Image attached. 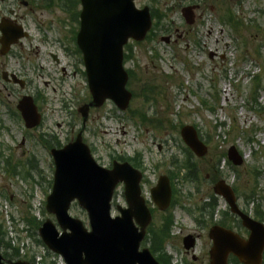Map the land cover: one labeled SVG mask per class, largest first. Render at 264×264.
<instances>
[{
	"label": "rangeland",
	"instance_id": "rangeland-1",
	"mask_svg": "<svg viewBox=\"0 0 264 264\" xmlns=\"http://www.w3.org/2000/svg\"><path fill=\"white\" fill-rule=\"evenodd\" d=\"M149 2L136 0L135 6L139 9ZM178 9L168 15L179 23ZM227 12L236 21L232 26L221 22ZM130 50L131 60L124 65L132 72L127 85L132 99L127 111L119 112L111 102H105L98 109H90L83 127L77 111L91 101L83 69L77 66L75 72L70 67L64 77L58 69L44 65L35 74L38 79L33 88L45 100L40 128L27 132L19 120L2 118L6 129L0 128V163L10 159L16 174L5 164L0 165V227L5 233L0 239L1 252L8 244L19 250L20 261L63 264L38 243L40 225L35 227L27 220H49L59 231L54 217L45 211L53 166L51 156L41 146L42 141L49 140L42 135L54 136L63 147L82 127L83 143L100 167L108 169L120 159L136 163L143 172L141 194L150 209V189L159 177L175 171L172 161H183L187 155L179 135L181 128L192 126L199 133L207 154L201 159L192 157L199 171L198 183L182 181L184 173L178 172L174 206L165 215L156 212L152 216V227L165 223V218L173 220L164 235L158 233L163 243L155 239L168 263L170 257L171 264H208L210 226L204 228L196 222L197 207L213 194L212 187L220 180L235 189L239 208L250 214L257 208L264 224V110L251 107L254 101L249 99L252 82L257 78L262 89L256 102L264 109V0L221 4L216 14L206 12L195 32L183 41L165 45L154 38L130 45ZM23 137L25 144L20 146ZM230 147L242 157L240 166L227 165ZM141 158V164L134 161ZM32 160L40 175L31 171L27 177ZM216 168L218 175L212 182ZM221 202L218 205L224 210ZM116 207L125 208L120 185L112 200V217L117 215ZM69 215L88 228L86 214L76 204ZM187 235L197 238L188 255L182 247ZM141 248H149V242H143Z\"/></svg>",
	"mask_w": 264,
	"mask_h": 264
},
{
	"label": "water",
	"instance_id": "water-1",
	"mask_svg": "<svg viewBox=\"0 0 264 264\" xmlns=\"http://www.w3.org/2000/svg\"><path fill=\"white\" fill-rule=\"evenodd\" d=\"M134 0H80V29L77 46L82 53L88 89L92 98L89 105L78 110L85 124L90 107L99 108L110 100L120 111L128 108L131 94L125 89L127 74L122 68V47L129 39L140 42L150 30L148 10H136ZM18 111L27 129L35 128L40 117L30 99H23ZM184 144L197 156L204 157L207 150L199 141L192 127L180 132ZM55 172L51 194L46 200V211L53 215L54 224L45 221L38 230L41 242L52 253L59 255L65 264H158L147 250L139 252L145 237V229L151 216L141 197L142 175L127 163L112 164L110 170L99 167L82 142L81 133L63 149L52 151ZM228 159L241 165L234 148L228 151ZM118 184L124 186L127 209L118 208L120 216L111 218L110 203ZM222 197L242 226L249 232L247 241L229 231L213 227L209 264H227L229 255L240 264H261L264 250V228L260 223L242 214L232 190L219 182L213 188ZM154 205L161 211L168 208L171 197L169 180L160 177L150 190ZM82 208L88 218L90 231L68 215L72 202ZM186 250L194 246V240L183 241ZM0 264H3L0 255ZM9 264H30L15 262Z\"/></svg>",
	"mask_w": 264,
	"mask_h": 264
},
{
	"label": "flooded vegetation",
	"instance_id": "flooded-vegetation-1",
	"mask_svg": "<svg viewBox=\"0 0 264 264\" xmlns=\"http://www.w3.org/2000/svg\"><path fill=\"white\" fill-rule=\"evenodd\" d=\"M150 1L152 2H149L148 8L154 16V21L160 14L166 17L167 14L174 13L176 8H179L181 15L183 13L192 20L193 24L184 26L182 30L174 26L173 22H167L166 18L162 23L156 22L154 28L161 29V36L166 37L167 44L171 41L177 43L195 32L206 12L215 14L221 4L236 5L229 0H173L171 3L166 0ZM77 8V0H0L1 129H6L2 125V118L21 121L16 107L24 97L33 100L42 117V105L45 100L38 90L33 91L38 79L35 74L43 69L42 66L58 69L59 74L63 73L66 77V69L72 67L76 72L77 66L82 65V57L76 44L79 29ZM19 35L24 37L19 39ZM174 37L177 39L172 40ZM10 42L11 45L8 46ZM75 75L76 73H73V76ZM46 137L54 145L50 150L58 149L55 147L56 138L42 135V138ZM24 144L23 137L20 146ZM42 147L50 152L43 144ZM23 154L26 155L24 152ZM214 217L216 226L237 231L236 219L232 215H224L217 210ZM246 234L242 233V236ZM191 257L196 262V258Z\"/></svg>",
	"mask_w": 264,
	"mask_h": 264
},
{
	"label": "trees",
	"instance_id": "trees-1",
	"mask_svg": "<svg viewBox=\"0 0 264 264\" xmlns=\"http://www.w3.org/2000/svg\"><path fill=\"white\" fill-rule=\"evenodd\" d=\"M254 83H256V85H257V82H254ZM254 92H255V90H254ZM134 161L140 162V164H141V161L139 159L134 160ZM131 164L134 167L139 168L136 165V163H131ZM174 165H175L176 171H175V173H172V175H169L170 179L173 182V185H176L175 181L179 180L178 172L180 173L182 171H184V174L182 175V178H181L182 181L187 182V183H194V184H196L199 181L197 168H196L195 163L192 161V157L191 156H188V155L185 156L184 160L180 164H174ZM175 192H176V189H174V193ZM214 206H215L214 204H211V205L208 206V210H209L208 213L210 215H212V213H213ZM255 214L257 216H260V212L258 210L255 211ZM27 222L30 223V225H35V227H38L41 224V223H35L34 219L33 220L28 219ZM169 223L171 224V222H169ZM161 235H164V234H161ZM4 236H5V233L1 231V227H0V239H2ZM149 239H150V242H151V251H152L153 254L157 255L158 261L160 263H162V264H168V262L166 261V257L163 254L162 249L160 248L161 245H158L156 243V240L157 241L161 240V237L158 236V233H156L155 231H150ZM159 242L163 243V239L161 241H159ZM0 243H1V241H0ZM5 258L7 260H10V261H14V260L19 259L18 250L12 249L11 254L5 256ZM234 263L237 264L236 262H234Z\"/></svg>",
	"mask_w": 264,
	"mask_h": 264
}]
</instances>
